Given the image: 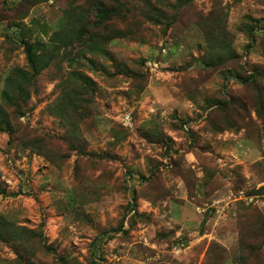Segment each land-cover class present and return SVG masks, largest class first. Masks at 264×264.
<instances>
[{"label": "rangeland", "instance_id": "obj_1", "mask_svg": "<svg viewBox=\"0 0 264 264\" xmlns=\"http://www.w3.org/2000/svg\"><path fill=\"white\" fill-rule=\"evenodd\" d=\"M151 1L54 52L91 0H0V264H264V0Z\"/></svg>", "mask_w": 264, "mask_h": 264}, {"label": "trees", "instance_id": "obj_2", "mask_svg": "<svg viewBox=\"0 0 264 264\" xmlns=\"http://www.w3.org/2000/svg\"><path fill=\"white\" fill-rule=\"evenodd\" d=\"M39 1H43V0H27V3H29V5H32ZM142 1L143 4L139 7H136L134 0H91L90 6L93 9V15L92 17H90L89 15L87 16V13H90L87 12L86 20L84 21L80 17V27L77 30L75 29L74 26L73 29L70 26L63 30L58 29L57 31H54L52 33V35L49 38V42L50 44L54 43L56 45V49L54 50V52L59 49L60 44H62L61 46H67L69 44H72L73 42H76L81 48H83V51L84 50L95 51V45L97 44V42L106 39L110 40L112 38H116L119 36H127V33H125L123 29L115 28V31L113 32L110 31L105 32L106 30L105 26L108 23H111L109 22V20L111 19L120 20L122 24L125 23L129 15H132L131 12L136 9H139L144 19L149 21L150 23H164L168 25L170 22L173 21L170 14L156 7L151 0H142ZM76 12L77 11L73 6L67 8L65 12L66 20L68 22L69 21L71 22V20H73L72 15L75 14ZM249 33H253V31H250ZM18 34H21L23 36V32H20ZM62 34H64V36ZM21 39L24 40L23 43L25 46L24 52L27 63L25 67L14 68L13 69L14 73H12V75L10 76L12 77L16 74V78L18 77L17 78L18 82L15 85L16 86L15 93L17 94L16 99H21V95L25 93V89H24L25 80L35 79L36 75L40 70V67L43 66V64L40 65L43 55L38 51V49L39 46H43V44H45L42 43L40 40L32 42L34 44H29L27 42L28 40L26 41V39L24 38ZM76 55H74L72 58L76 59L77 58ZM68 57L70 56L68 55ZM77 76L81 78V80L84 79V81L82 80L81 85H79L80 90L78 92V94L82 96L87 92L88 86L86 84L88 83V80L89 81L92 80L90 79V77L82 73H79ZM66 99H68L67 101L68 103H71L72 97L68 98V94L66 95ZM12 105H14V107L11 109L13 110V113H16V111L19 112L20 104L19 103L14 104L13 102ZM6 115L8 116L7 113ZM1 118H2L1 121H4L5 125L8 124L9 120L4 118L3 116ZM130 208H131V204H130ZM121 224L119 225L121 226ZM5 226L11 227L12 232L11 230L8 229L6 231L7 234L2 233L3 227ZM26 231L27 230L23 227L14 225L13 223L11 224L6 222L3 215H0V238L11 237L12 239L17 240V242L19 243L20 239L23 238Z\"/></svg>", "mask_w": 264, "mask_h": 264}]
</instances>
